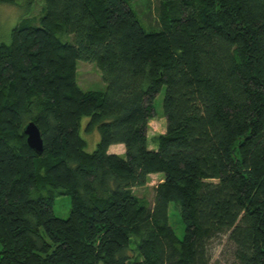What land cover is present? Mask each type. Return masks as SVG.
Returning <instances> with one entry per match:
<instances>
[{
  "label": "trees",
  "instance_id": "obj_1",
  "mask_svg": "<svg viewBox=\"0 0 264 264\" xmlns=\"http://www.w3.org/2000/svg\"><path fill=\"white\" fill-rule=\"evenodd\" d=\"M32 1L36 21L0 42V264H215L224 234L235 264H264V0H156L148 30L133 0ZM76 60L103 90L77 86ZM154 173L148 206L132 189Z\"/></svg>",
  "mask_w": 264,
  "mask_h": 264
},
{
  "label": "rangeland",
  "instance_id": "obj_2",
  "mask_svg": "<svg viewBox=\"0 0 264 264\" xmlns=\"http://www.w3.org/2000/svg\"><path fill=\"white\" fill-rule=\"evenodd\" d=\"M26 0H15L14 4L0 3V42L9 40L10 29L17 24L20 19H27L29 22H35L40 14V5L36 1H32L29 6ZM133 10L137 14V18L141 26L148 28H157V1L156 0H133ZM28 6V8L26 7ZM75 82L77 86L83 90H103L104 82L100 73L93 62L76 60L75 62ZM162 91L153 99V107L155 110L154 117L147 122L146 135L148 139V147H153V138L162 133L164 130V119L161 114V98ZM86 121L85 117L81 118V124ZM81 137L86 142L85 150L91 151L95 147L97 141V132L94 130L90 133H82ZM122 145H111L108 151L121 153ZM161 179V174L154 173L147 176L144 185L132 189L133 195L144 201L146 205H150L152 199V187ZM69 208L68 198L65 195L55 197L52 204V212L55 216L64 218ZM172 212L174 213L172 216ZM168 221L177 237L182 234V224L178 220L176 209L173 203L168 204ZM230 245L226 241V234L221 235L218 239H214L211 244L212 261L215 264H235L232 258Z\"/></svg>",
  "mask_w": 264,
  "mask_h": 264
},
{
  "label": "water",
  "instance_id": "obj_3",
  "mask_svg": "<svg viewBox=\"0 0 264 264\" xmlns=\"http://www.w3.org/2000/svg\"><path fill=\"white\" fill-rule=\"evenodd\" d=\"M22 134L24 135L25 144L29 149L40 154L43 149L42 137L38 126L31 120L22 126Z\"/></svg>",
  "mask_w": 264,
  "mask_h": 264
},
{
  "label": "crops",
  "instance_id": "obj_4",
  "mask_svg": "<svg viewBox=\"0 0 264 264\" xmlns=\"http://www.w3.org/2000/svg\"><path fill=\"white\" fill-rule=\"evenodd\" d=\"M113 145H118V144H113ZM110 146H111V145H110ZM110 146H108V148H109ZM108 152H112V151H108Z\"/></svg>",
  "mask_w": 264,
  "mask_h": 264
}]
</instances>
